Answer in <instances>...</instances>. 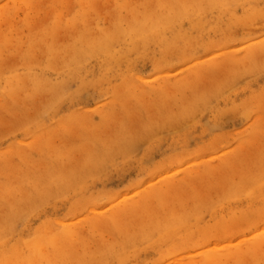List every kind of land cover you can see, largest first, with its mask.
<instances>
[{"label": "rangeland", "instance_id": "1", "mask_svg": "<svg viewBox=\"0 0 264 264\" xmlns=\"http://www.w3.org/2000/svg\"><path fill=\"white\" fill-rule=\"evenodd\" d=\"M0 264H264V0H0Z\"/></svg>", "mask_w": 264, "mask_h": 264}]
</instances>
